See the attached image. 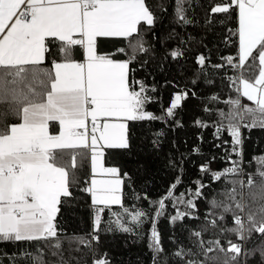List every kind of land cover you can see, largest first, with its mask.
I'll return each mask as SVG.
<instances>
[{"label":"snow or ice","instance_id":"snow-or-ice-1","mask_svg":"<svg viewBox=\"0 0 264 264\" xmlns=\"http://www.w3.org/2000/svg\"><path fill=\"white\" fill-rule=\"evenodd\" d=\"M200 7L0 0V245L12 246L0 264H115L105 240L117 233L145 242L150 264H264V153L245 159L252 131L264 132V0H216L204 27L214 14L235 20V55L200 53L185 70L192 45L207 48L182 35ZM169 60L181 79L160 85L148 69ZM189 105L191 144L179 138ZM145 127L170 176L156 198L148 182L135 187L143 163L127 170ZM81 198L89 229L69 235L64 213Z\"/></svg>","mask_w":264,"mask_h":264},{"label":"trees","instance_id":"trees-1","mask_svg":"<svg viewBox=\"0 0 264 264\" xmlns=\"http://www.w3.org/2000/svg\"><path fill=\"white\" fill-rule=\"evenodd\" d=\"M170 2V0H169ZM199 4L202 6L197 9L196 19L198 25L196 27H189L186 32H183L185 39L188 34H191L195 37L197 41L204 37L203 43L207 45V48H204L200 45L193 44L192 47L195 49L194 52L189 53V59L186 63L185 70H191L193 64V57L200 53L205 55H210L212 61H217L220 56L235 55V47L232 46L231 40H235L236 37L232 36L229 39V28L235 29L236 22L235 20H229L225 14H214L211 17V24L207 27L205 25V18L207 11H210V7L216 2V0H198ZM146 3H149L154 9L157 3V0H146ZM207 10V11H206ZM223 21V23L221 22ZM177 31H181L177 29ZM228 40L229 43H225ZM177 46V41H169V49L175 48ZM208 49H211L209 53ZM163 51V49H161ZM181 64H185L184 60H181ZM149 72H152L155 75L158 84L164 85L166 79H172L176 77L181 79V68L172 61L165 62L161 68L150 66L148 69ZM143 75V73H138V76ZM149 83H151V77L148 78ZM227 89L221 93L223 98H227ZM165 103L168 102L170 92L168 89H164L162 92ZM151 111L157 112L159 114V106L150 108ZM194 110L191 105L183 113L184 120L187 121L185 129L180 130L179 138L181 142L187 140L189 144L195 138L196 130L192 127L191 116L193 115ZM159 125H154L153 127H158ZM141 131L143 136L138 141V146L135 150V153L129 158L128 163L130 165L128 171H135V165L137 163H143L146 167L141 170L135 177V187L137 191H141V187L146 185V191L153 198L158 197L163 194L164 189L167 186V183L170 180V176L167 173L166 169H163L154 159L150 153V144L145 138L149 135V129L145 127L143 130L137 129V135L141 136ZM245 135L247 133L245 132ZM210 139V137H208ZM181 149L183 148V143L181 144ZM205 150H207L205 146ZM264 153V132L260 130H253L251 133V139L246 141L245 144V159L246 162L251 158L252 155ZM108 164L106 160V165ZM214 168L219 167V165L214 164ZM255 166L253 165V168ZM189 177L195 178V171L189 166L188 174L185 176V182H188ZM182 190V189H181ZM127 187H125V193H128ZM126 203H129L126 200ZM115 207V206H114ZM171 212V208L169 207ZM89 209L87 204L84 201V198H81L79 202L70 210L64 213V228L69 235H83L89 229ZM167 221L163 218L160 221V228L162 234L166 231ZM130 237L126 234L117 233L114 236L109 235L105 240V250L114 258L115 264H150V254L148 253L146 243L141 242L133 244ZM8 247L9 251H12V246L0 245V249Z\"/></svg>","mask_w":264,"mask_h":264}]
</instances>
